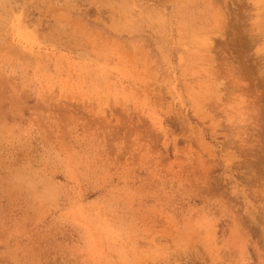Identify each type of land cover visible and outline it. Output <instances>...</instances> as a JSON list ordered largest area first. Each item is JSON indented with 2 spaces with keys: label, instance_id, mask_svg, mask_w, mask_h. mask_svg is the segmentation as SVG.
<instances>
[{
  "label": "rangeland",
  "instance_id": "obj_1",
  "mask_svg": "<svg viewBox=\"0 0 264 264\" xmlns=\"http://www.w3.org/2000/svg\"><path fill=\"white\" fill-rule=\"evenodd\" d=\"M0 264H264V0H0Z\"/></svg>",
  "mask_w": 264,
  "mask_h": 264
}]
</instances>
